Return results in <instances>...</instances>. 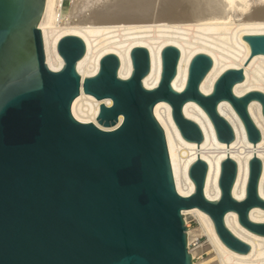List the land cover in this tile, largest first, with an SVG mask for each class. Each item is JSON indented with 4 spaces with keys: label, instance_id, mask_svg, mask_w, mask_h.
I'll use <instances>...</instances> for the list:
<instances>
[{
    "label": "water",
    "instance_id": "water-1",
    "mask_svg": "<svg viewBox=\"0 0 264 264\" xmlns=\"http://www.w3.org/2000/svg\"><path fill=\"white\" fill-rule=\"evenodd\" d=\"M44 6L45 0H0V264H193L182 215L193 207L210 217L226 247L246 254L250 246L223 219L234 211L241 226L264 236V222L249 219L251 208L264 209L258 194L262 166L253 145L246 194L235 199L237 165L227 158L234 132L217 105L228 101L247 140H260L248 105L258 101L264 117V93L236 96L233 86L244 79L249 58L264 54V34L242 36L250 57L242 68L221 73L207 95L199 90L212 65L204 53L191 58L183 90L173 89L179 60L173 45L160 52L161 74L154 88L142 84L150 70L143 46L130 50L132 71L126 79L117 74L116 55L108 53L100 58L98 71L81 81L76 63L85 44L75 34L57 42L60 69L45 63L39 28ZM80 87L96 99L111 100L109 106L99 105L95 119L112 129L73 117L71 104ZM159 101L170 105L187 142L203 141L197 123L182 112L193 101L210 119L217 140L226 143L217 200L203 194L207 165L198 158L187 171L193 193L176 191L165 134L153 113Z\"/></svg>",
    "mask_w": 264,
    "mask_h": 264
},
{
    "label": "bare ground",
    "instance_id": "bare-ground-1",
    "mask_svg": "<svg viewBox=\"0 0 264 264\" xmlns=\"http://www.w3.org/2000/svg\"><path fill=\"white\" fill-rule=\"evenodd\" d=\"M62 3V0H45L39 23L45 63L51 70L60 69L63 59L57 52V42L65 34H75L85 44L84 55L76 63L81 81L98 71L100 58L108 53L116 55L119 61L117 74L126 79L132 71L130 50L143 46L149 54L150 70L143 77L142 84L147 89L154 88L161 74L160 52L164 46L173 45L179 50L177 71L171 82L173 89L183 90L191 58L204 53L211 58L212 65L201 80L199 90L207 95L212 92L221 73L229 68H242L250 57L249 45L242 36L264 34V0H72L66 16L61 12ZM242 69L244 79L233 86V93L236 96L252 90L264 93V54L250 57ZM101 103L109 106L111 100L96 99L80 87L71 104V113L80 122H91L101 129L110 130L113 126L104 127L95 119ZM217 111L234 132V140L227 144V158L233 159L237 165L232 196L237 200L245 197L248 160L253 157L254 145V157L261 161L262 166L258 194L264 199V117L260 103L252 100L248 105L249 115L261 135L254 144L247 140L244 126L228 101H220ZM182 112L201 129V143L187 142L182 138L167 102L159 101L153 108L165 134L176 191L182 196L193 193L194 184L187 171L198 158L207 165L203 194L215 201L220 196L217 181L220 160L226 158V143L217 140L210 119L198 104L187 101ZM121 118L119 116V122ZM182 215L186 225L187 216H192L199 221L201 230L207 233L215 252L211 264H264V236L241 226L234 211L226 212L223 221L234 236L250 246L246 254L226 247L217 236L210 217L199 208L182 210ZM249 219L264 222V209L251 208ZM194 231L186 232L193 264H210V261H194L198 253V250L190 249Z\"/></svg>",
    "mask_w": 264,
    "mask_h": 264
},
{
    "label": "rangeland",
    "instance_id": "rangeland-1",
    "mask_svg": "<svg viewBox=\"0 0 264 264\" xmlns=\"http://www.w3.org/2000/svg\"><path fill=\"white\" fill-rule=\"evenodd\" d=\"M61 4V12L63 16H66L67 13L69 14L70 8H71V3L72 0H62ZM70 6V7H69ZM65 7V8H64ZM184 219V217H183ZM187 225L185 223L186 232L187 231H194L195 235L193 234V238L190 244V249L191 250H198V253L194 259L195 262L197 263H205L213 262L212 258L215 257V252L212 247V244L209 242V237L206 232L201 230V226L199 221L192 217V216H187L186 219ZM196 236V237H195ZM213 264V263H212Z\"/></svg>",
    "mask_w": 264,
    "mask_h": 264
},
{
    "label": "built area",
    "instance_id": "built-area-1",
    "mask_svg": "<svg viewBox=\"0 0 264 264\" xmlns=\"http://www.w3.org/2000/svg\"><path fill=\"white\" fill-rule=\"evenodd\" d=\"M192 261H193V258H192Z\"/></svg>",
    "mask_w": 264,
    "mask_h": 264
}]
</instances>
